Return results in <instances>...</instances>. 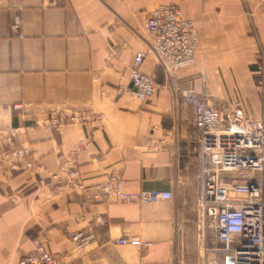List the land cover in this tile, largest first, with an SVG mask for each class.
<instances>
[{
	"label": "crops",
	"instance_id": "crops-1",
	"mask_svg": "<svg viewBox=\"0 0 264 264\" xmlns=\"http://www.w3.org/2000/svg\"><path fill=\"white\" fill-rule=\"evenodd\" d=\"M167 4L193 23L197 47L195 64L164 80L146 20ZM140 51L141 72L166 82L145 99L128 85ZM263 58L264 0H0V128L20 126L29 150L20 165L40 168L0 163V264H18L41 242L51 253H69L70 264H230L216 215L203 204L200 131L183 91L224 117L240 101L248 117L264 120ZM80 116L102 124L40 126L47 117ZM81 140L79 181H51ZM149 141L162 149L151 153ZM112 173L127 193L170 192L173 199L93 200ZM77 231L89 236L83 250L69 239ZM125 237L148 247L118 245Z\"/></svg>",
	"mask_w": 264,
	"mask_h": 264
},
{
	"label": "built area",
	"instance_id": "built-area-1",
	"mask_svg": "<svg viewBox=\"0 0 264 264\" xmlns=\"http://www.w3.org/2000/svg\"><path fill=\"white\" fill-rule=\"evenodd\" d=\"M19 26L12 27L17 32ZM147 32L152 36L151 51L157 61V73L169 79L176 72L191 67L196 62L197 32L191 21L182 17L180 10L172 4L162 5L151 11L146 20ZM146 53L135 54L128 85L130 92L139 99L156 95L166 88L157 75L141 72ZM264 76V58L261 62ZM185 103L193 108L196 125L200 131V152L203 165L200 169V185L203 204L214 212L217 220V239L220 251L231 256L230 264H264V120H255L245 113L243 104H232L227 117L209 108L190 91H183ZM102 124L95 116L47 117L40 126L57 130L62 127ZM21 127L0 128V163L11 170H29L38 173L40 168L31 162L20 165L29 155L21 137ZM87 140L75 143L59 166L51 181L64 175V186L79 181L81 173L78 156ZM151 153L162 149L161 142L149 141ZM3 166V167H4ZM236 174V177L228 175ZM231 194L243 199L233 201ZM93 200L126 205L156 204L171 201L170 192L141 191L127 193L121 179L110 174L101 187L93 192ZM84 220V217H79ZM75 250L87 248L89 236L83 231L70 234ZM118 245L146 248L147 244L137 239L121 238ZM67 252L54 254L45 243L23 256L18 264H70Z\"/></svg>",
	"mask_w": 264,
	"mask_h": 264
},
{
	"label": "rangeland",
	"instance_id": "rangeland-1",
	"mask_svg": "<svg viewBox=\"0 0 264 264\" xmlns=\"http://www.w3.org/2000/svg\"><path fill=\"white\" fill-rule=\"evenodd\" d=\"M234 175V174H233ZM210 214H214L213 212H211L210 211ZM211 217V216H210ZM224 254V253H223ZM201 255L199 256V260H201ZM224 257L225 258H227L230 262L232 261V258H231V256L230 255H228V254H224ZM195 260H197L196 258H195Z\"/></svg>",
	"mask_w": 264,
	"mask_h": 264
}]
</instances>
